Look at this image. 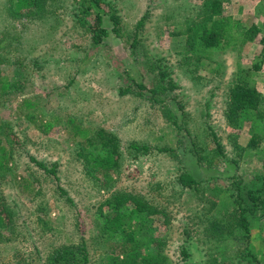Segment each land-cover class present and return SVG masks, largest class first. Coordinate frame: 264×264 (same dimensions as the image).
<instances>
[{"label":"rangeland","instance_id":"rangeland-1","mask_svg":"<svg viewBox=\"0 0 264 264\" xmlns=\"http://www.w3.org/2000/svg\"><path fill=\"white\" fill-rule=\"evenodd\" d=\"M202 1L105 0L108 35L94 44L75 16V0H43L40 9L19 14L12 11L15 0H0V264H45L54 249L81 237L88 264H113L126 241L120 229L111 238L104 230L110 209L104 202L118 193L137 195L151 208L130 218L133 202L121 209L141 264L157 250L164 264H264V203L257 200L248 213V240L235 226L223 235L213 227L231 222L235 197L245 204L247 189L264 183V127L255 121L264 117V0H222V14L236 21L240 36L196 67L183 57L182 31ZM106 3L120 18L118 34ZM89 13L84 19L92 22ZM253 24L256 37H242ZM156 63L177 86L155 100L149 89L162 84L154 78ZM234 75L262 95L260 110L244 114L239 127L224 116ZM2 81L16 84L2 90ZM45 121L52 123L48 130ZM74 124L89 135L103 128L119 139L120 156L106 175L81 163L76 145L84 138ZM32 158L55 165V173ZM182 171L198 183L182 187ZM247 245L254 260L241 254Z\"/></svg>","mask_w":264,"mask_h":264},{"label":"trees","instance_id":"trees-1","mask_svg":"<svg viewBox=\"0 0 264 264\" xmlns=\"http://www.w3.org/2000/svg\"><path fill=\"white\" fill-rule=\"evenodd\" d=\"M105 0H75L78 5L79 11L75 13L77 19H79L87 28V31L91 34V40L94 44L100 43L104 37L108 35V29L104 26L103 14L105 13L104 8L101 4ZM43 0H15V9L13 13L19 14L24 8H41ZM107 4V3H106ZM106 12L108 13L109 19L112 22V30L119 33L120 30V18L115 12V9L110 4ZM92 15V22H87L84 19V15ZM146 14L143 15L137 22V26L142 25ZM197 18L191 19L186 22L185 28L182 33L185 36V46L182 51L184 59L192 62L194 66H199L204 63V58H210V54L217 50H224L227 46L233 42L235 44L236 36L239 37L236 28V21L229 15L222 14V0H203L200 7L197 9ZM259 27L256 25H251L243 33L242 37L252 40L259 33ZM137 38L136 34L133 37L132 46L136 44ZM261 43L264 44V37H261ZM208 56V57H207ZM201 66V65H200ZM156 68V69H155ZM154 78L157 81H161L162 84L154 85L149 89L151 93V98L155 99L159 94L165 92V90H171L177 85L175 82L169 78L170 72L167 71L166 67L162 64H157L153 68ZM134 81V80H133ZM132 81V82H133ZM16 83H8L7 81L1 82L2 90L8 89L10 86H15ZM18 84V83H17ZM136 84L137 88H143L142 83L133 82ZM17 90H22V86L17 85ZM128 85L126 88L121 89V93L128 92L130 89ZM31 103L26 101V106H30ZM262 106V95L258 90L251 85L249 82L243 79L239 75H234L231 80V85L228 91L227 105L224 110V116L227 123L233 127H239L241 124V118L244 114L257 113ZM28 117L32 118L33 114H27ZM33 119V118H32ZM72 122V119H68ZM256 125L264 127V117H255ZM178 117H174L173 124L176 127H180ZM42 126L43 130H48L52 123L50 121H45ZM74 127L77 129V133L84 138L83 141H78L76 145V154L80 159L81 163L85 167L95 171L96 173L101 172L106 175L112 166H114L120 156V144L117 136L107 131L103 128L98 129L92 136L89 135L87 129L78 128L75 124ZM259 134L255 133L250 138L248 145L255 147L257 145ZM213 139L217 142V137L213 133ZM217 145L219 143L217 142ZM131 146L136 150L142 148L144 151L148 150L147 145L139 147L135 143H131ZM90 147L97 149V154H93L90 151ZM221 148V147H220ZM170 150V149H169ZM173 150V149H171ZM34 162L45 172L55 173V165L48 167L42 161H37L32 158ZM178 181L182 187L192 188L195 186L199 180H197L191 173L187 171H182L178 176ZM247 194L244 196L245 204H243L242 198L235 197V203L237 204L236 209H234L233 218L228 224L225 221L214 223L213 227L218 228L219 234L223 235L226 226H235L237 229L238 237H245L248 240L249 234V217L248 213L254 211L257 200L264 203V183L260 187L248 188ZM257 194V195H254ZM133 202L132 207L128 213V218L131 216L139 215L142 212L150 213L151 208L144 203L137 195H132L129 193H118L113 195L111 198L106 199L104 204H108L110 209L106 213L104 221V230L107 232L108 237H112L117 230H121L125 239V244L119 248V252L122 254L117 261H113V264H141L136 260V255L134 253L135 247L131 243L133 240L132 234V223L126 221V215L121 211L123 206L127 202ZM3 217L0 216V225H3ZM215 228V227H214ZM129 229L128 231H126ZM0 238L3 237L1 235ZM239 238V240H240ZM128 241V242H127ZM248 242V241H247ZM249 243V242H248ZM185 256H189L188 250H182ZM243 254L244 258L247 260H254L255 254L251 250L250 246H246V253ZM162 252L157 250V253L148 257V262L145 264H164L165 261ZM143 261V260H142ZM251 262V261H250ZM45 264H88V251L85 240L83 237L79 239L76 244L63 245L59 248L54 249L46 258ZM232 264H234L232 262Z\"/></svg>","mask_w":264,"mask_h":264}]
</instances>
